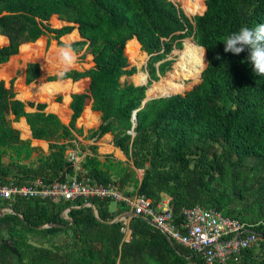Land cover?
Instances as JSON below:
<instances>
[{
  "label": "trees",
  "instance_id": "trees-1",
  "mask_svg": "<svg viewBox=\"0 0 264 264\" xmlns=\"http://www.w3.org/2000/svg\"><path fill=\"white\" fill-rule=\"evenodd\" d=\"M202 1V13L189 18L171 0H0V35L6 37V43L0 45V63L17 54L19 45L34 41L44 33L52 34L55 39L68 33L73 28L69 23L75 24L81 40L69 44L57 40V45H70L77 52L86 43L92 61L85 70L70 69L64 78L59 75L51 78L72 81L88 78L84 91L70 94L67 124L55 114L44 112L43 104L24 103L14 98L11 81L5 87L0 80V182L50 184L78 174L66 160L65 151L75 148L73 135H82L75 121L85 100L89 99L90 109L98 113L99 121L84 136L97 139L109 133L112 145L123 153L127 163L114 160L116 168H113L110 156H99L96 145H92L80 162V170L98 183L114 181L109 177L112 170L120 183L128 178L136 192L149 197L153 203L159 200L160 193L167 194L176 219L181 217L183 208L194 205L236 218L222 209L225 195L208 188L207 168L220 170L225 163V168L235 174L246 167L248 159L253 160L252 168L248 169L252 171L248 187L237 191L247 194L256 182L257 196L252 199L258 210L252 216L236 219L252 225L250 229L260 236V241L241 250L236 260L230 259L226 264H240L250 259L253 250L259 249L264 241V225L254 220L264 212L261 175L264 171V76L254 72L247 49L239 55L226 53L223 41L243 26L264 23V0ZM51 15L67 24L51 27ZM51 20L57 24L54 16ZM188 36L205 49L206 64L200 71V82L183 93L149 99L139 108L146 86L119 80L136 71L135 66H129L126 53L131 60H136L145 52L148 58L144 70L148 80H156V70L160 74L166 71L168 62L161 60ZM38 73L36 63H26L24 82L30 83ZM71 83L70 87H61L59 82L25 85L23 98L79 88V82ZM68 99L67 93L64 101ZM218 100L233 103L234 109L219 106ZM25 105L35 110L26 111ZM136 108L139 109L132 127L134 135H131L127 131L131 128V112ZM9 114L13 120L24 118L28 127L22 124L21 129L24 132L29 129L31 138L47 141L46 153L19 137L18 130L7 118ZM208 140L223 146L221 162L206 158L202 150L209 145L199 146V143ZM163 143L169 144L168 150L175 162L171 170L159 168ZM134 169L141 173L139 182L133 178ZM234 189L230 187L231 191ZM83 202L92 204L96 216L91 207L80 206ZM6 203L10 212L0 215V229L3 223H11L16 228H10L6 237L0 233V264H187L192 259L203 264L193 252L179 244H170L161 232L137 216L128 221L129 240L122 241L120 223L112 218L127 209L117 204L116 210L110 211L108 199L77 198L53 203L38 197H16L3 202ZM68 207L65 220L60 212ZM43 224L51 226L42 227ZM65 229H70L72 234L70 250H61L58 246L48 250L25 240V233L42 237ZM260 263L264 264V260Z\"/></svg>",
  "mask_w": 264,
  "mask_h": 264
},
{
  "label": "rangeland",
  "instance_id": "rangeland-1",
  "mask_svg": "<svg viewBox=\"0 0 264 264\" xmlns=\"http://www.w3.org/2000/svg\"><path fill=\"white\" fill-rule=\"evenodd\" d=\"M171 1L183 9L182 0H171ZM199 4H200L199 11L195 14H201L202 11L204 10V4H203L202 0H199ZM184 14L189 18H191L193 15H195V14H193V15L189 16L186 13H184ZM55 19L57 20V24H60L58 18L55 17ZM49 23L52 26L55 24V23H53V21L51 19H50ZM4 42H5L4 37L0 36V44H3ZM189 42H192L196 48L202 49L201 47L197 46L194 43V40L191 36H188V37L181 39L179 45H177V46L174 45L173 48L171 49L170 53L168 55H166L161 60V61H167L168 62L167 65H165L166 71L163 74H160L156 70V76H157L156 80H148V75H147L146 71L144 70V66H145V63H146L147 58H148V56L145 52H144L145 56L141 57V59L138 57L136 60H131L130 55L128 53H126V56L129 59V60L127 59L129 66H132V65L135 66L136 71L130 76H124V75L121 76L119 78L120 82L121 83L130 82L134 85H139V84L134 82L132 76L136 72L142 71V72L146 73V78H147V81L145 84L146 88L149 85L148 89H147V96H156V95H161L164 93L165 94L168 93L170 95L173 93H183V92L189 90L193 85L199 83L201 78H199V80L197 82H195L197 79H192V78L189 80H185V81L183 80L182 86L176 90H171V91H167V92H163V93H159L156 91L155 92L154 91L149 92L150 88H152L155 84H161V82L163 80H171L173 78L175 66L180 62V60H181L180 57H181L182 51L184 50L185 46ZM25 45H28L26 47V49H24ZM58 48H59V45H57V43L55 44V42L52 40V37L49 33H44L43 35H41L40 37H38L34 41L24 42L20 46V48L18 47V51H17L16 55L9 57L8 60L4 64L0 65V73L5 72V69L6 70L9 69L8 75L3 77V78H0V80L4 81V80L10 79L12 92L13 93L15 92V95L19 96L18 95V89L16 88V83L19 82V83L24 84V85L26 84L25 82H23L24 77L22 76V71H23L24 65H26V63H29V62L36 63L38 65V71L40 70V74L38 73L36 78L33 79L30 83L26 84V86L35 85V84H44V83L47 84L46 82H54V81L60 80V79L57 80V78L51 79L54 76H58V73L62 70V67H63L62 65H60V63L57 60ZM197 52L199 54L198 50H197ZM76 58H77L75 61L76 64H73L71 69H79V66L83 69L88 68V66L86 64L85 65L81 64V63L87 62L84 58V55H79ZM143 58H144V60H143ZM204 62L205 63H203V65H202L203 68L205 67V64H206L205 58H204ZM158 64H159L158 62L155 63L154 64L155 67H157ZM203 68H201V69H203ZM154 81H156V82H154ZM178 82H181V80ZM8 85H10V83L6 84V86H8ZM61 85H63V83H61ZM81 86H82V83L80 84V87ZM146 88L144 90V95H145ZM69 93L70 92H68V94ZM65 94H67V93H65L63 91L56 90V91L51 92L50 94L41 93L40 97L29 96L28 98H23L22 95H20V96L22 97V100H25L26 102L43 104L44 105V109H43L44 112L53 113L57 117L60 116L61 120H65L67 118V113H65L64 111H60L65 106H62L59 108L57 107L60 110L53 111L56 109V108L54 109L55 103H59V102L63 103L64 102V95ZM20 96L18 98H20ZM153 98H157V97H153ZM217 103L219 106H223L227 109H230V110L234 109V105L231 102L218 100ZM25 109L27 111H34L35 110L34 107H25ZM68 116H70V115H68ZM84 116H85L84 118L82 117L81 119H79V123H78V121H75L76 126L84 129L85 132L93 130L97 125V122L95 121L96 119L92 116L91 113H87ZM7 118L11 121V118L9 116H7ZM84 119L89 121V122L92 121V124L86 125V126L80 124L81 122L84 121ZM22 124H25L23 122V120L20 122V124H18V126L20 128H22L21 127ZM11 125H12V123H11ZM13 128H15V127H13ZM73 136H74L75 141L74 142L72 141V142L74 144V147H76L77 151H78L76 154L80 157V155L85 153V152L89 153L90 152L89 147L93 145V143L89 142V137H87V136L82 137V136H77V135H73ZM46 144H47V141H46ZM32 145L33 146L35 145L40 150V147L38 144L33 143ZM168 145H169L168 143H163V153H162V155L160 157V161H159L160 170H171L175 166V162L173 160V157H172L170 151L168 150ZM207 145H209V147ZM101 146H102V144H101ZM199 146H207L204 150H202V151H204V154H205L207 159L215 160L216 162L222 161L223 154H224L223 153L224 148L220 143L212 141V140H208L207 142L199 143ZM97 149H96V151H97ZM98 151L100 152L101 149L99 148ZM102 151H103V149H102ZM41 152L44 153L43 151H41ZM199 152H200V150L197 151L196 154H198ZM34 156H35V154H33L32 160L34 159ZM82 158L77 163L78 167L80 165ZM191 158H194V155L191 156ZM3 160L7 161V158L4 157ZM110 160H111V163L113 164V168H116L114 157H110ZM124 163H127V160L124 161ZM252 163H253V160L248 159L247 163H246V167H243L241 172L235 173V174H233L230 169L225 168L226 167L225 163L223 164V168L220 170L217 168H212V169L207 168L208 174H209L208 188H211V187L215 188L216 190H219L223 195H225V197L223 198V201L225 204L223 205L222 209L224 211L228 210L229 213L232 214L233 216H236V218H247V217L255 214L256 211L258 210L257 203L252 199L254 196H257V184H256V182H253L251 184L252 189L248 190L247 194H242V193H239L237 191V188H247L248 187V186H246V184H249L250 178H251V173H252V171H249L248 169L252 168ZM134 171H135V173H134L135 175L133 174V177L135 176V180L138 181V178H140L141 173L138 169H135ZM257 172L258 171H255V173H257ZM136 173H137V175H136ZM261 175L264 178V171L261 173ZM109 177L115 179L116 181L114 180V182H116V183L118 182L122 187L121 189L124 191L129 192L132 189H134V184L128 178H125V181L120 183L119 179L117 178V176L114 174V172L112 170L109 174ZM232 186L235 189L231 191L230 187H232ZM163 194L164 193H160L159 197L163 196ZM86 204L87 203L83 202L82 204H80V206H87ZM210 207H212V206H210ZM69 208L70 207L64 208V209H69ZM115 208H116L115 203L110 202L109 210L113 211ZM6 212H9V211H6ZM2 213H5V211H1L0 215ZM115 217H116V215L112 218V220H114ZM254 220H256L257 223H262L264 225V212H263L262 216H258V219H254ZM14 227L16 228V225H13L11 223H3L1 225V229H0L1 236L6 237L9 229L14 228ZM25 236H26L25 240H27V242H29L33 245H36V246L46 248L48 250H53L54 246H58L61 250H70V248H71L70 245L72 244V241H71L72 234H71L70 229H65V230L58 232V233H55L53 235H43L42 237H38V236L29 234V233H25ZM260 245L261 246L259 249L253 250V254L250 256V259H246L243 262H241L240 264H261L260 261L264 260V241H262ZM187 258H189V257H187ZM187 264H201V263L192 259V260H189Z\"/></svg>",
  "mask_w": 264,
  "mask_h": 264
},
{
  "label": "built area",
  "instance_id": "built-area-1",
  "mask_svg": "<svg viewBox=\"0 0 264 264\" xmlns=\"http://www.w3.org/2000/svg\"><path fill=\"white\" fill-rule=\"evenodd\" d=\"M97 139L91 140L96 147L94 141ZM76 155L74 148L65 151L66 160L79 171L67 180L53 181L50 184L38 181L22 185L13 184L11 180L0 182V212H10L9 203L3 202H10L16 197H38L53 203L77 198L108 199L127 209L115 217V221L120 223L122 241L126 242L130 238L128 221L131 217L128 215L131 213L132 217H140L161 232L170 244H179L193 252L203 264H226L230 259L236 260L241 250L257 245L260 241V236L250 229L252 225L224 215L219 210L194 205L183 208L181 217L176 219L170 209V197L167 194L153 203L149 197L138 194L135 189L129 192L122 190L114 181L98 183L80 170ZM141 178L142 176L138 178V182ZM67 210L60 212L65 220L68 219Z\"/></svg>",
  "mask_w": 264,
  "mask_h": 264
},
{
  "label": "crops",
  "instance_id": "crops-1",
  "mask_svg": "<svg viewBox=\"0 0 264 264\" xmlns=\"http://www.w3.org/2000/svg\"><path fill=\"white\" fill-rule=\"evenodd\" d=\"M52 16H55L56 17V15H51V17ZM51 17L49 18V21H50V19H51ZM57 18V17H56ZM59 20V19H58ZM59 23L60 24H54L53 26L50 24V26L51 27H53V28H60L61 26H63V25H65V24H67L66 22H64V21H61V20H59ZM69 24H71V25H73V28L68 32V33H64V34H62L61 36H59L57 39H55L54 37H52V34H50L51 35V37H52V40L55 42V44H56V42H57V40L58 41H60V42H62V43H64V44H69V43H71V42H73V41H77V40H81V38L79 37V35H78V32H77V30H76V28H75V24H72V23H69ZM43 35V34H42ZM0 36H2V37H4L3 35H0ZM41 36V35H40ZM39 36V37H40ZM4 40H5V42L3 43V44H5L6 43V38L4 37ZM0 45H2V44H0ZM22 45V44H21ZM21 45H19V46H21ZM58 47V46H57ZM59 47H62V46H59ZM75 53V55H76V57H78L79 55H84V58H85V60L87 61V62H84V63H81V64H86L87 66H88V68L92 65V61H91V55L86 51V43L82 46V48L79 50V51H77V52H74ZM14 55H16V54H14ZM14 55H12V56H14ZM11 57V56H10ZM5 63V62H4ZM4 63H0V65L1 64H4ZM74 64H76V63H74ZM24 68H25V65H24ZM24 68H23V71H22V76L24 77ZM85 69H87V68H85ZM85 69H83V68H81L80 66H79V69H73V70H76V71H82V70H85ZM139 72V71H138ZM8 73H9V69L8 70H6L5 69V72H3V73H0V78H3V77H5V76H7L8 75ZM39 74H40V70H39ZM134 76V75H133ZM132 76V77H133ZM58 80V79H57ZM3 81V80H2ZM9 81H10V79L9 80H4L3 81V83H4V86L5 87H8V86H6V84L7 83H9ZM24 82V81H23ZM54 82H61V83H63V85H61V87H70V85L72 84L71 82H79V88L77 89V90H69V91H65V93H68V92H70L69 94H68V102H66V101H64L63 103L62 102H59V103H55L56 105L54 106V109L55 110H53V111H56V110H60V109H58L59 107H62V106H65V107H63L60 111H64L65 113H67V118L65 119V120H61V118H60V116H58V118H59V120L62 122V123H64V124H67V122H68V115H70V109L68 108V104H69V101H70V94L71 93H75V92H82V91H84V89L87 87V83H88V78L87 77H83V78H80V79H78V80H76V81H72L70 78H65V79H60V80H58V81H54ZM46 83H51V82H46ZM65 83V84H64ZM82 83V86L80 87V84ZM26 85V84H25ZM25 85L24 84H22L21 85V88L18 90V95L20 96V95H22V97H23V94H24V90H25ZM24 86V87H23ZM18 89V88H17ZM19 96H17V95H15V92H14V98H16V99H18V100H20V101H22V102H26L25 100H22V97L20 96V98H18ZM35 98V97H34ZM25 107H28V106H24V109H25ZM58 107V108H57ZM26 110V109H25ZM27 111V110H26ZM44 111V110H43ZM69 113V114H68ZM87 113H91L92 114V116L96 119L95 121L97 122V124H98V121H99V119H98V113L97 112H95V111H92L91 109H90V101H89V99H86L85 100V103H84V105H83V108H82V111H81V113H80V115L78 116V118L76 119V121H78V123H79V119H81L82 117L84 118L85 116V114H87ZM10 118H11V121H10V124L12 123V127H15L14 129H16V130H18V132H19V137L21 138V139H27V140H29L30 141V144L32 143H35V144H38L39 145V147H40V151H43L44 153H46L47 152V144H46V141L45 140H43V139H33V138H31V136H30V132H29V129H28V132H23L22 131V129L18 126V124H20V122L23 120V122L25 123V120H24V118L23 117H19L17 120H13V116L11 115V114H9L8 115ZM67 121V122H66ZM85 121V122H84ZM84 123L83 122H81L80 124H82V125H90V124H92V121L91 122H89V121H87V120H85L84 119ZM25 125H26V123H25ZM76 125V124H75ZM27 126V125H26ZM28 127V126H27ZM77 127V126H76ZM82 129V128H81ZM85 130L84 129H82V135H80V136H82V137H84V135H85ZM94 137H92V138H89V142L90 143H92V139H93ZM95 142H96V144H97V151L99 150V148L101 149V151L99 152H97L98 154H99V156H102V155H105V154H108L110 157H114V159L115 160H119V161H122V162H124V161H126V158H125V156L123 155V153L117 148V147H115V146H113L112 145V143H111V135L109 134V133H105V134H103L99 139H97V140H95L94 141V144H95ZM99 143H100V146H101V144H102V146L100 147L99 146ZM31 144V145H32ZM33 146V145H32ZM35 146V145H34ZM75 149V151H76V153L78 152L77 151V148L75 147L74 148ZM102 149H103V151H102ZM85 154H87V152H85V153H83V154H81L80 155V157L78 156V155H76V157L78 158V162L80 161V159L85 155Z\"/></svg>",
  "mask_w": 264,
  "mask_h": 264
},
{
  "label": "clouds",
  "instance_id": "clouds-1",
  "mask_svg": "<svg viewBox=\"0 0 264 264\" xmlns=\"http://www.w3.org/2000/svg\"><path fill=\"white\" fill-rule=\"evenodd\" d=\"M223 43L226 53L231 52L239 55L247 49L249 53L248 60L251 62L254 72L259 76H264V23H259L253 27L243 26L239 31L228 35ZM204 57L205 49H200L199 59L201 63H205ZM76 59L70 45L58 48L57 60L63 66L58 73L60 78L66 76Z\"/></svg>",
  "mask_w": 264,
  "mask_h": 264
},
{
  "label": "bare ground",
  "instance_id": "bare-ground-1",
  "mask_svg": "<svg viewBox=\"0 0 264 264\" xmlns=\"http://www.w3.org/2000/svg\"><path fill=\"white\" fill-rule=\"evenodd\" d=\"M182 7L184 13H186L189 16L193 15L199 11V7H200L199 0H182ZM197 50L199 51L200 49L196 48L192 42H189L182 51L180 62L175 66L173 78L171 80H163L161 84H155L152 88H150L149 92L156 91L159 93H163L171 90H176L182 86L183 80L185 81L191 78L197 79L196 81H198L200 78V73H201L200 71L203 63L200 62L199 54ZM143 55L145 56L144 53ZM132 78L134 82L139 85L146 84V75L141 71L136 72ZM180 80L181 82H178ZM21 85H22L21 83L17 82L16 88H18L19 90L21 88ZM148 86L145 91L146 96H147ZM147 97H152V96H147Z\"/></svg>",
  "mask_w": 264,
  "mask_h": 264
},
{
  "label": "water",
  "instance_id": "water-1",
  "mask_svg": "<svg viewBox=\"0 0 264 264\" xmlns=\"http://www.w3.org/2000/svg\"><path fill=\"white\" fill-rule=\"evenodd\" d=\"M200 47V46H199ZM148 56V55H147ZM169 94H161V95H157V96H152V97H147L146 95H144V97L142 98L141 102H140V105H139V108L149 99H152L153 97H162V96H168ZM139 108H136L134 110H132L131 112V128L127 131L128 133H130L131 135H134V132L132 131V127H134L135 125V119H136V111L139 109ZM87 206H90L92 208V211H93V214L94 216H96V213H95V210L93 209V206L91 203L87 202L86 204ZM129 217H132V214L130 213L128 215ZM116 218H114V220L112 221H115ZM42 227H48V226H51V224H43L41 225ZM56 226V225H55Z\"/></svg>",
  "mask_w": 264,
  "mask_h": 264
}]
</instances>
